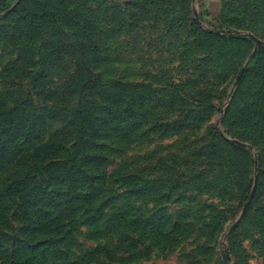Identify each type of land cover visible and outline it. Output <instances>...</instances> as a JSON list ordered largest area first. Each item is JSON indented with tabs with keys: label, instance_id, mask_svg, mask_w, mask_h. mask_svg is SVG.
<instances>
[{
	"label": "rangeland",
	"instance_id": "obj_1",
	"mask_svg": "<svg viewBox=\"0 0 264 264\" xmlns=\"http://www.w3.org/2000/svg\"><path fill=\"white\" fill-rule=\"evenodd\" d=\"M206 3L0 0V262L264 264V0Z\"/></svg>",
	"mask_w": 264,
	"mask_h": 264
},
{
	"label": "trees",
	"instance_id": "obj_2",
	"mask_svg": "<svg viewBox=\"0 0 264 264\" xmlns=\"http://www.w3.org/2000/svg\"><path fill=\"white\" fill-rule=\"evenodd\" d=\"M78 116H82L80 119L82 121L85 120L83 113L80 114L78 112ZM91 121V120H90ZM89 122V121H88ZM81 133L86 132V129L84 131H80ZM111 176V172L107 174V178ZM24 184V183H23ZM21 181H14L12 183H5L3 186V193L7 196L8 200H10V203L6 201V204L4 206V209H6L9 212V223L12 227L13 230H18L17 226H21L22 228H27L28 224H26V215L28 212V206H29V201L26 199L28 196V190L33 191L34 187L31 188L27 184L23 185ZM1 193V194H3ZM23 193V194H22ZM85 211V207L82 209V211L79 213L78 218L79 219L83 212ZM16 225V227H15ZM21 228V229H22ZM1 231V230H0ZM6 232L2 231L0 232V236L3 237ZM10 238V248L9 251L12 252L13 246L16 244L17 239L9 234ZM46 242L44 240L37 241L31 246V251L28 256L22 259H18L14 252L10 254V256L5 257L0 264H37L39 263V260L42 259V256L44 252L46 251L45 249L41 253L42 249L40 247L45 244ZM2 250V249H1ZM96 250V249H94ZM89 249L87 247L84 248V256L87 255ZM40 252V253H38Z\"/></svg>",
	"mask_w": 264,
	"mask_h": 264
},
{
	"label": "crops",
	"instance_id": "obj_3",
	"mask_svg": "<svg viewBox=\"0 0 264 264\" xmlns=\"http://www.w3.org/2000/svg\"><path fill=\"white\" fill-rule=\"evenodd\" d=\"M217 1H218V0H206V2H207L206 4H208V5H209L210 3L213 4V3L217 2Z\"/></svg>",
	"mask_w": 264,
	"mask_h": 264
}]
</instances>
